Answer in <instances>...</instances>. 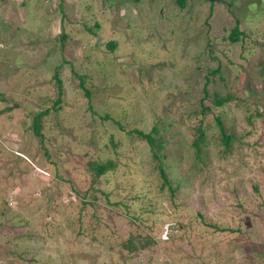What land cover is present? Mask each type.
I'll return each instance as SVG.
<instances>
[{
  "label": "rangeland",
  "instance_id": "obj_1",
  "mask_svg": "<svg viewBox=\"0 0 264 264\" xmlns=\"http://www.w3.org/2000/svg\"><path fill=\"white\" fill-rule=\"evenodd\" d=\"M52 5L0 22V264H264V0Z\"/></svg>",
  "mask_w": 264,
  "mask_h": 264
},
{
  "label": "trees",
  "instance_id": "obj_2",
  "mask_svg": "<svg viewBox=\"0 0 264 264\" xmlns=\"http://www.w3.org/2000/svg\"><path fill=\"white\" fill-rule=\"evenodd\" d=\"M65 15L63 14V16H62V18L64 17ZM239 32V29H238V25L237 24H235V26L232 28V31H231V33L226 37V39H228V40H230L231 42H237V41H239L240 40V37H239V35H236L237 33ZM215 70H218V68L217 69H215ZM58 86H59V88H61V82H60V80L58 79ZM79 85L81 86V88L82 89H84L85 90V94L87 95V96H89V92L87 91V89H86V87L84 86V82L82 81V80H80V82H79ZM61 91V90H60ZM233 94H231V93H226L224 96H222L221 98H217L216 100H215V102L213 101V104L215 105V106H220V105H222L223 103H227V102H229L230 100H233V98H234V96H232ZM60 96H61V92H59V96H58V99H60ZM206 97V96H205ZM204 98V97H203ZM207 107L205 106L203 109V111H205V109H206ZM49 110L48 109H46V110H43V111H41V112H39V113H37V114H35L34 115V117H33V127H34V131L36 132V135H38V136H40V129H41V127H42V118H43V116L48 112ZM219 118V117H218ZM136 131V133H138L142 138H144V139H146L148 142H149V144L151 145V147L153 148V145H154V143H153V139L150 137V135L149 134H145V133H143L142 131H140V130H135ZM98 170L96 171V176H95V178H94V180H93V182H95L96 180H97V178H99L102 174H104L107 170H110L111 168H113L114 166H113V161L112 160H107L105 163H102V164H99L98 165ZM159 174H160V171H159ZM160 176L164 179V180H166L167 178H166V175H164L163 174V171H161V174H160ZM130 235L128 236V238L125 240V241H123L122 243H123V246L125 247V245H126V247H130L131 245H133V243L134 242H132V237H133V233L132 232H130L129 233ZM146 245H149V244H142V243H139V247L140 248H144Z\"/></svg>",
  "mask_w": 264,
  "mask_h": 264
},
{
  "label": "crops",
  "instance_id": "obj_3",
  "mask_svg": "<svg viewBox=\"0 0 264 264\" xmlns=\"http://www.w3.org/2000/svg\"><path fill=\"white\" fill-rule=\"evenodd\" d=\"M25 1L26 0H0V17H1V24H6L10 21V13L12 12V9H15L17 11H19L20 9L25 8ZM49 2H51L53 5L52 7L56 10L57 8H60L61 6H63L64 3H67L68 0H48ZM44 2H46V0H44ZM32 2V8H36L35 4ZM38 8V7H37ZM21 13V10L19 12V14ZM36 15V13H34ZM17 15V14H16ZM20 18L21 21L23 20V15L20 14ZM13 18V17H12ZM62 18V17H61ZM14 20V19H13ZM23 31H26L25 29ZM22 31V34L25 33ZM226 243V242H225ZM223 243V244H225ZM222 248L224 249V247H217L215 246V250H222ZM231 258H234L237 263L239 264H245V258L243 256H238L236 254L235 250H231ZM213 264V263H212ZM219 264V263H217Z\"/></svg>",
  "mask_w": 264,
  "mask_h": 264
}]
</instances>
